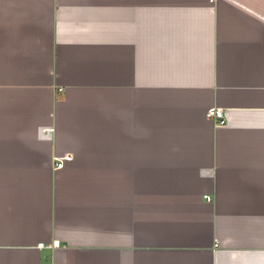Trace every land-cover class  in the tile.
Instances as JSON below:
<instances>
[{
	"label": "crops",
	"instance_id": "crops-1",
	"mask_svg": "<svg viewBox=\"0 0 264 264\" xmlns=\"http://www.w3.org/2000/svg\"><path fill=\"white\" fill-rule=\"evenodd\" d=\"M0 264H264V0H0Z\"/></svg>",
	"mask_w": 264,
	"mask_h": 264
},
{
	"label": "built area",
	"instance_id": "built-area-1",
	"mask_svg": "<svg viewBox=\"0 0 264 264\" xmlns=\"http://www.w3.org/2000/svg\"><path fill=\"white\" fill-rule=\"evenodd\" d=\"M212 2L214 0H211ZM206 117L208 120H210L216 127H224L227 124V119L225 118V114L223 109L220 108H211L207 111ZM64 166V161L61 158L57 159L56 162V169H61ZM206 200L208 202L211 201L210 198L206 197ZM54 246V245H53ZM39 248H44V244H39Z\"/></svg>",
	"mask_w": 264,
	"mask_h": 264
}]
</instances>
